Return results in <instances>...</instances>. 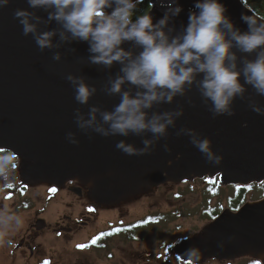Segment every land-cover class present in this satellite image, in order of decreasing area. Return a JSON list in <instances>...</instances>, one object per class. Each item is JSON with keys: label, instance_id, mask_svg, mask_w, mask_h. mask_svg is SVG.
Here are the masks:
<instances>
[{"label": "water", "instance_id": "95a60500", "mask_svg": "<svg viewBox=\"0 0 264 264\" xmlns=\"http://www.w3.org/2000/svg\"><path fill=\"white\" fill-rule=\"evenodd\" d=\"M143 2L150 4L154 22L162 17L164 8L159 0L157 6L154 0ZM179 2L184 10L170 21L169 27L174 29L170 36L181 34L189 12L195 11V0ZM224 3L241 30L247 28L240 19L242 12L257 15L240 0H224ZM18 8H26L33 14L32 22L37 24L38 33L56 32L51 48L40 51L31 34H22V26L14 19ZM49 11L29 8L27 0H12L9 6L0 8V150L10 152L20 160L23 179L33 182L48 177L51 183L62 185L75 177L86 178L94 180L97 195L110 191L111 177L115 178V183L120 179L133 185L151 178L164 181L163 175L175 182L218 178L223 187L264 184V115L251 109L253 104L264 108V96L257 95L248 85L243 96H238L231 105L235 112L233 116L213 117L209 111L211 102L201 96L197 83L186 86L185 94L174 97L172 103L154 104L145 110L149 117L183 110V115L175 118L174 125L167 129V135L155 142L149 154L128 156L115 145L119 140H125L138 148L143 147L144 139H153L150 132L139 136L103 137L91 129L87 133L78 129L74 120L76 109L87 118L93 106L101 112H110L120 102V95H110L107 89L112 80L123 75L122 65L119 62L110 67L91 64L89 44L72 39L70 33H65L68 39L62 40L60 33L64 30L60 23L49 21ZM121 47L133 56L142 51L131 41L124 42ZM233 51L238 58V69H242L245 56L255 58V53H241L236 48ZM56 53L60 54L59 61L53 60ZM68 74L82 76L86 83L95 86L96 92L88 104L75 101L74 87L65 79ZM202 76L198 75L196 80ZM122 91L134 96L140 89L126 82ZM97 116L100 122L99 113ZM68 132L76 133L78 144L66 139ZM193 136L196 139L209 138L213 153L223 156L222 162L219 165L207 162L193 146ZM113 194L111 200L101 202L113 203L124 192L116 188ZM220 219L224 221L214 225L213 242L185 245L177 250L182 253V259L187 258L186 250L193 247L200 250L199 258L214 255L231 257L245 249L257 252L260 264H264V197L244 204L236 212L229 211ZM44 225V221H39L38 229Z\"/></svg>", "mask_w": 264, "mask_h": 264}, {"label": "clouds", "instance_id": "9594fccd", "mask_svg": "<svg viewBox=\"0 0 264 264\" xmlns=\"http://www.w3.org/2000/svg\"><path fill=\"white\" fill-rule=\"evenodd\" d=\"M12 0H0V8L9 6ZM143 0H27L29 8H44L49 21L60 23L62 40H67L65 33L72 39L89 44V62L110 67L119 62L123 75L111 81L108 94H119L120 102L113 111L101 112L93 106L87 118L75 110L74 120L81 131L91 129L103 137L130 134L137 136L150 132L153 139H144L143 147H136L119 140L115 147L128 156L149 154L155 142L167 135L169 126L174 125L175 118L183 115V110L151 115L147 109L154 104L172 103L177 95L183 96L186 86L197 83L201 96L210 101L209 111L213 117L233 116L231 105L245 93L246 85L251 86L257 95L264 96V18L257 15L241 13V21L247 25L246 30L238 28L229 14L224 0H195L194 9L188 14V21L179 35L170 36L174 31L169 27L170 21L184 10L179 0H159L164 8L161 18L154 22L151 9H139ZM157 6V0H154ZM33 14L26 8H18L14 19L22 26L24 36H33L40 51L51 48L55 31L38 33L37 24L32 22ZM135 17V18H134ZM39 20V17H36ZM167 29V31H166ZM131 41L140 46L142 51L133 56L121 45ZM255 53L254 59L244 57L242 69H238L237 55ZM60 54L53 55L59 61ZM203 74L202 79L196 77ZM243 77V83H241ZM65 79L74 87V99L78 104H88L96 92L93 85L86 83L84 77L68 74ZM137 86L133 96L122 91L125 83ZM251 109L264 115V108L253 104ZM100 122H98V116ZM104 125H107L105 127ZM191 133L192 130H189ZM66 139L78 144L76 133L68 132ZM192 144L203 154L207 162L219 165L223 156L216 155L211 149V141L205 137L196 139ZM165 150L168 151L167 145ZM7 156V153L4 154ZM179 159V156L177 157ZM171 164V162H169ZM13 165L0 157V182L2 187L13 184L16 180L12 172ZM0 187V190H2ZM0 223L5 228H19L22 217L15 214H3ZM200 250L193 247L185 252L192 264H199Z\"/></svg>", "mask_w": 264, "mask_h": 264}, {"label": "rangeland", "instance_id": "374dc122", "mask_svg": "<svg viewBox=\"0 0 264 264\" xmlns=\"http://www.w3.org/2000/svg\"><path fill=\"white\" fill-rule=\"evenodd\" d=\"M16 160L15 168L12 167L13 174L15 169L21 168L20 160ZM163 177L164 181L151 178L144 183L152 191L141 194L139 187L134 188L136 199L134 196L124 197L117 206L105 207L102 211L94 213L90 224L76 233L55 237L54 234L44 232L38 239L41 252L44 251L40 255L43 254L49 264H192L188 258L182 259V253L177 250L185 245H198L200 241H205L206 244L213 242L216 230L214 225L224 221L220 219L221 216L229 214L225 202L230 190L223 187L210 195L206 191L207 184L202 179L175 182L169 180L166 175ZM17 178L23 180L21 176ZM19 180L10 185L18 186ZM31 184L32 187L26 195L31 202V212L27 214L16 208V215L25 218L18 229L5 228L8 232L24 233L30 224H34L35 208L45 209L48 224L53 223L58 214L61 217L77 216L89 200L85 194L79 197L67 190L59 191L60 194L56 195L53 191L55 189H50L51 182L48 177L38 178ZM252 190L250 196L259 195L260 189ZM249 202L250 200L246 203ZM219 204L221 211L224 210L220 216L212 221L206 220L203 217L206 210ZM161 217L157 223V219ZM144 221L150 223L144 228V233L137 237L138 240L121 232L106 235L105 239L101 240L102 246L90 245L91 240L103 231L125 229L136 222ZM215 221L217 222L213 224ZM1 237L3 239L0 238V264H13L14 260H17L16 264L21 263V254L15 252L12 255L5 244L9 242L8 238ZM256 261H261L259 254L245 249H240L231 257L214 255L199 258V264H256ZM26 264L32 262L27 261Z\"/></svg>", "mask_w": 264, "mask_h": 264}, {"label": "flooded vegetation", "instance_id": "af4514ba", "mask_svg": "<svg viewBox=\"0 0 264 264\" xmlns=\"http://www.w3.org/2000/svg\"><path fill=\"white\" fill-rule=\"evenodd\" d=\"M14 175L17 181L19 180L17 176H21L23 179L21 168L15 169ZM111 178L112 179H110L108 184L110 191L120 188L124 192V195L113 203L104 204L101 202L102 200L109 199H106L102 193L99 195L95 194L94 180L75 177L66 181L62 185L51 183L50 189H55L53 191L56 193V195L60 194L58 192L63 190H67L71 194H77L79 197H82L85 194L89 199L88 203L86 206H84L82 211L78 213L77 216L70 217L62 215L61 217V215L58 214L53 223L50 222L47 224L46 218L48 217L45 215V209L42 208L39 210L38 208H35L33 217L34 224H30L25 229L24 233L21 234H13L8 232V229H5V227L1 229V227L4 225L3 223H0V235L6 236L9 240L8 243L5 242L6 246L10 249L12 255H14L15 252H19V254L22 256V259H20L22 262L18 264H26L27 261L30 263L32 262V264H44V262H48L49 264V260L46 259L43 254L40 255V253H43L44 251L42 250L41 252V243L38 242V239L44 232H48L51 235L54 234L55 237H60L63 234L70 235L72 232L76 233L86 228L90 224L94 213L96 214L98 211H102L105 209V207L110 208L117 206L124 197L134 196L133 198L136 199L134 188L139 187L141 189V194L142 192L152 191L149 190V187L144 184L145 182L138 185H133L132 183H129L125 180L117 179L118 182L115 183V178ZM19 182L20 184H18V186L8 185L7 187H2V182H0V187H2V190H0V216L5 213L16 215V208L19 209L20 212L23 211L27 214L31 212L29 205L31 202L28 200L26 195L27 192H29V189L32 187V184L25 179H20ZM22 182L23 184H21ZM23 218L25 217H22V219ZM39 221L45 222L44 228L38 229ZM1 236L0 238L3 239ZM16 262L17 260H14L13 264H16Z\"/></svg>", "mask_w": 264, "mask_h": 264}, {"label": "trees", "instance_id": "16d2710c", "mask_svg": "<svg viewBox=\"0 0 264 264\" xmlns=\"http://www.w3.org/2000/svg\"><path fill=\"white\" fill-rule=\"evenodd\" d=\"M240 1L246 7L251 9L255 14L264 18V0H240ZM139 9L141 12L144 9H150V4L148 2H142V4L139 5ZM5 153H7V156L4 155ZM0 157H4L5 159H7L10 163H12L13 167L15 168L17 160L10 152L0 150ZM203 180L207 184V187H206L207 190L206 191H208L210 193V195H211V193H215L217 190L223 189V186H221V184L219 183L218 178H214L211 180H207V179H203ZM227 188H229V190H230L229 191L230 195L227 196L225 204L228 207L226 210L230 211V212H236L248 200H250V202L251 201L255 202V201H258L264 197V184H252V185L243 186V187L242 186H235V187H227ZM251 189H253L254 191L260 189L259 195L258 196H250ZM231 194H233V196H231ZM207 202H209L208 199H207ZM221 208L222 207L219 204L215 208L207 209L205 214L203 215V217H205L206 220L212 221V220L216 219L220 215V213H222V211H224V210L221 211ZM161 219H162V217L157 219V223H159ZM154 222H156V221H154ZM149 223L150 222H148V221H144V223L143 222H136L132 226H129L125 229H116L115 231H111V232L110 231H103L91 240L90 245L102 246L103 244H102L101 240H104L106 235L111 236V235L118 234L121 232H122V234L126 233L129 236H134V240H138L137 237H139L140 235H142L144 233V228H146L147 224H149ZM185 264H187V263H185ZM256 264H260V263L256 261Z\"/></svg>", "mask_w": 264, "mask_h": 264}, {"label": "bare ground", "instance_id": "6f19581e", "mask_svg": "<svg viewBox=\"0 0 264 264\" xmlns=\"http://www.w3.org/2000/svg\"><path fill=\"white\" fill-rule=\"evenodd\" d=\"M104 192V191H103ZM114 193V191H109V192H107V193H102L105 197H106V199H112L113 198V196L115 195V194H113Z\"/></svg>", "mask_w": 264, "mask_h": 264}, {"label": "snow or ice", "instance_id": "6c2138e0", "mask_svg": "<svg viewBox=\"0 0 264 264\" xmlns=\"http://www.w3.org/2000/svg\"><path fill=\"white\" fill-rule=\"evenodd\" d=\"M78 247H81L82 248L83 246H78ZM44 264H48V262H44Z\"/></svg>", "mask_w": 264, "mask_h": 264}]
</instances>
